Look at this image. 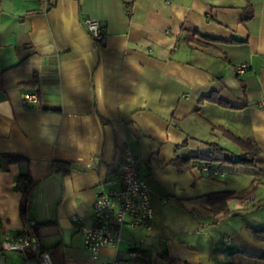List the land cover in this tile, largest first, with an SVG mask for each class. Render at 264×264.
Masks as SVG:
<instances>
[{
  "label": "crops",
  "instance_id": "obj_1",
  "mask_svg": "<svg viewBox=\"0 0 264 264\" xmlns=\"http://www.w3.org/2000/svg\"><path fill=\"white\" fill-rule=\"evenodd\" d=\"M223 130L257 144L252 164L196 158L210 142L241 154ZM126 150L151 224H123L101 258L264 264V0H0V264H37L2 247L30 220L54 264H92L80 225ZM20 174L35 182L24 214Z\"/></svg>",
  "mask_w": 264,
  "mask_h": 264
},
{
  "label": "built area",
  "instance_id": "obj_2",
  "mask_svg": "<svg viewBox=\"0 0 264 264\" xmlns=\"http://www.w3.org/2000/svg\"><path fill=\"white\" fill-rule=\"evenodd\" d=\"M84 25L92 38L101 41L104 37L102 24L86 17ZM245 65L239 70L243 71ZM24 99L37 101V95L24 94ZM117 187L100 189L92 205V226L80 225L83 245L90 254L92 264H132L139 256L136 248L115 250L110 259L100 257L103 246L116 247L121 239V226L148 229L151 224L152 206L145 180L140 176L136 159L128 150L123 152L116 176L110 181ZM34 220L27 222L15 235H5L2 247L21 250L25 258L32 256L37 264H54L50 253L44 249L33 232ZM227 239V238H226Z\"/></svg>",
  "mask_w": 264,
  "mask_h": 264
},
{
  "label": "trees",
  "instance_id": "obj_3",
  "mask_svg": "<svg viewBox=\"0 0 264 264\" xmlns=\"http://www.w3.org/2000/svg\"><path fill=\"white\" fill-rule=\"evenodd\" d=\"M194 40L198 44H205L208 41H211V39L204 37L198 39L193 38V41ZM223 134L226 135V137H229L240 147L242 151L239 156L234 157L232 155H229L226 148L222 147L219 143L210 142L208 144L209 146L208 152L206 154L198 155L197 157L196 156L195 157L203 161L205 164H212V163L214 164V162H216L221 168L223 167L232 168L234 165L237 164H246V165L252 164L253 159L256 153L258 152L257 144L252 139L242 140L241 138L235 137L232 133L228 132L227 130H223ZM5 157H6L5 165L11 162L28 161L27 158L18 154H9L6 155ZM69 168H70V164L68 162H59L58 165L59 170L68 171ZM16 183L18 188H20L23 193V197L20 202V213L24 214L28 208V205L30 204L32 198V189L33 187H35L34 186L35 182L29 177L28 174H20L18 175V179ZM212 196H214L215 198L221 197L224 200V198L227 197V194L219 193V194H213Z\"/></svg>",
  "mask_w": 264,
  "mask_h": 264
}]
</instances>
